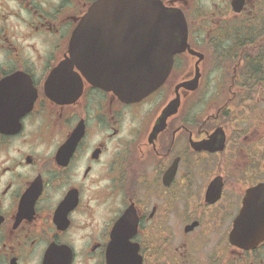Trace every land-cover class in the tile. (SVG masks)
<instances>
[{
	"label": "flooded vegetation",
	"instance_id": "af4514ba",
	"mask_svg": "<svg viewBox=\"0 0 264 264\" xmlns=\"http://www.w3.org/2000/svg\"><path fill=\"white\" fill-rule=\"evenodd\" d=\"M97 1L0 0V264H108L129 211L144 264H264V0H160L188 46L136 101L67 60Z\"/></svg>",
	"mask_w": 264,
	"mask_h": 264
},
{
	"label": "water",
	"instance_id": "95a60500",
	"mask_svg": "<svg viewBox=\"0 0 264 264\" xmlns=\"http://www.w3.org/2000/svg\"><path fill=\"white\" fill-rule=\"evenodd\" d=\"M114 13L120 16L113 17ZM112 20H124V27L130 35L131 41L126 40L124 52H121L124 63H90L91 59L104 57L102 53L94 58L90 56L95 51L87 48V38L104 35V23ZM187 36L184 14L165 6L160 0H99L74 33L70 59L78 61L77 67L96 85L115 91L125 100H138L164 82L174 55L187 47ZM130 214L131 211L127 212L113 230L108 264H143L140 245L129 239L137 232V219L134 225L127 223Z\"/></svg>",
	"mask_w": 264,
	"mask_h": 264
}]
</instances>
